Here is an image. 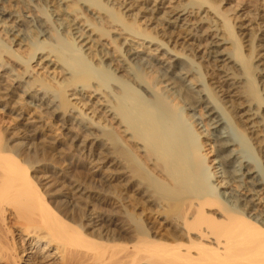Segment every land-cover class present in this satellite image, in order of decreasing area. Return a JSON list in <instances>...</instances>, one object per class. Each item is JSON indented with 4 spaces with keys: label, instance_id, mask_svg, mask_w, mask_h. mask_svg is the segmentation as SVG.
<instances>
[{
    "label": "bare ground",
    "instance_id": "bare-ground-1",
    "mask_svg": "<svg viewBox=\"0 0 264 264\" xmlns=\"http://www.w3.org/2000/svg\"><path fill=\"white\" fill-rule=\"evenodd\" d=\"M39 1L0 0V264H264V172L225 122L264 161V39L221 0Z\"/></svg>",
    "mask_w": 264,
    "mask_h": 264
},
{
    "label": "rangeland",
    "instance_id": "rangeland-1",
    "mask_svg": "<svg viewBox=\"0 0 264 264\" xmlns=\"http://www.w3.org/2000/svg\"><path fill=\"white\" fill-rule=\"evenodd\" d=\"M17 1V0H16ZM19 1V3H20V5H23V12L25 13V19H30V16H31V14H30V12H28V6H30V7H34V5H36V3H40V1L39 0H32V1H28V0H18ZM119 1H121V0H119ZM130 0H126V2H129ZM139 1V0H138ZM141 1V0H140ZM166 2H165V4H164V7L165 8H167L170 4L171 5H173V4H176V3H178V1H180L181 2V0H165ZM168 1H171V2H168ZM175 1V2H174ZM222 2H221V7L223 6V8L225 7V8H228V7H231V8H235V10H233V9H231L232 11H230V13L231 12H233L232 14H234V12H237V15H241V17H239V18H237L236 20V22H237V24L238 23H240V21H244L245 23V26H246V28H245V32H248V33H251V32H254L255 31V38H254V42H256V37L257 36H260V37H262L263 39H264V0H221ZM15 2V1H14ZM29 2V3H28ZM182 2H186V0H182ZM240 2V3H239ZM61 3H62V6L69 12V10H70V8H69V6L67 7V5L65 4V3H63V0L61 1ZM15 6H17V4H14ZM28 5V6H27ZM170 5V6H171ZM237 5H239V6H237ZM258 5V10L257 9H255V8H257L256 6ZM260 5V6H259ZM40 7H35L34 8V10H32L35 14H38V15H40V9H39ZM260 8V9H259ZM206 10H204V11H199L197 14H194V12H192V13H190V14H188V19L190 18V21L192 22V25H195V24H198V22L199 21H201V23H199L201 26H202V29H201V31H200V33L201 32H203V30H204V32L206 31V32H208V33H210V35L211 36H216V35H218V33H219V30L218 31H216L215 30V26H208V25H212V24H214V22H215V20H217L216 19V17H214V19H213V14H212V16H211V13H210V15H208V18L206 17V18H203L202 20H199V18L200 17H204L205 16V11L207 12V8H205ZM256 10L258 11V12H261L260 14L262 15V17L261 18H257V19H255V20H252V22H251V15L250 14H253L254 12H256ZM253 12V13H252ZM129 13V12H128ZM131 13V12H130ZM244 13V14H243ZM249 13V14H248ZM12 14H14V15H17V12L16 11H12ZM85 14L86 13H84L82 16H80V17H77L76 19L74 18V16H73V14L71 15L70 14V17H72V18H74L75 19V22H77V25L78 26H80V27H82L83 28V30L85 31V32H87L88 34H90V35H95V32L96 31H91V27L90 26H88L87 25V23L84 21V17H85ZM200 14V15H199ZM207 14V13H206ZM209 14V13H208ZM199 15V16H198ZM198 18H197V17ZM246 16V17H245ZM40 17L43 19L44 17H45V15L44 14H42V15H40ZM249 18H251V19H249ZM192 19V20H191ZM210 19L213 21V23L212 22H210ZM142 21V19H139V22H141ZM195 21V22H194ZM203 22V23H202ZM206 22V23H205ZM208 23V24H207ZM257 23H259V24H257ZM142 24V23H141ZM252 24V25H251ZM257 24V25H256ZM199 25V26H200ZM259 26V27H258ZM49 27V26H48ZM106 29H108V30H111V31H116L117 30V28H116V26H112V25H110V24H108L107 26H106ZM49 30H50V32L54 35H56V34H58L57 32H56V30H55V27H53V26H51L50 28H49ZM203 32V33H204ZM61 36V35H60ZM180 36V35H179ZM179 36H178V40L179 41H183V35H181L180 37L181 38H179ZM219 36H220V34H219ZM62 37L63 38H65L66 39V37L65 36H63L62 35ZM129 37V36H128ZM186 38V37H185ZM184 38V39H185ZM100 39V41L102 42V43H104V44H106V46H107V49L111 52V54L113 55V58H116L117 57V59H120L121 57H119V55H118V52H115L114 51V48H115V46H114V43L113 42H111V39H110V37H106V36H102V37H100L99 38ZM156 42H159V41H156ZM184 42V41H183ZM258 43H261V42H259V41H257L256 42V44H258ZM263 43V42H262ZM246 44V43H245ZM156 45V46H155ZM145 46H149V47H151L150 49H155V47H157V44H153V43H149V42H145ZM178 46H180V48H181V45H176V47L175 48H179ZM228 47L229 46V44L227 43V44H224L223 45V47ZM169 47H172V45H169ZM204 47L206 48L207 46H206V44H205V46L203 45V44H201L200 45V47H198L197 49L198 50H200V54H201V52H202V50L204 49ZM247 47V46H246ZM245 47V48H246ZM15 48V47H14ZM203 48V49H202ZM258 49V48H257ZM260 50V49H259ZM152 52H154V53H158V58L159 57H161L160 59L161 60H163L164 59V57H166L165 55H169V56H171L169 53H165L164 51H163V49H162V47H157V50H156V52H155V50H153ZM160 52V53H159ZM190 51H186V53H189ZM243 52H245V53H247V48L246 49H243ZM163 54V55H162ZM259 54L260 55H262V57L264 56V49H261L260 50V52H259ZM199 55V54H198ZM258 57V56H257ZM172 58H173V56H172ZM199 58V59H198ZM197 59H195V61L196 62H199L202 58H201V56L200 57H198ZM201 58V59H200ZM203 60V59H202ZM201 60V61H202ZM264 60V59H263ZM200 61V62H201ZM184 64L186 63L185 61H182ZM264 62V61H263ZM35 61H33L32 62V65H34V71H36V70H38V72H41L42 70L40 69V67H39V65H37V63H36V65H35ZM202 64L204 63V61H202L201 62ZM206 64H207V62H206ZM186 65H187V63H186ZM204 65H205V63H204ZM207 66V67H206ZM205 69L207 70V78L209 79V81L210 82H212V83H214L213 85L216 87V90L218 91V89H219V85H223L225 82H220L219 83V81H218V76L216 75V71H213L212 70V67H210V65L208 64V65H205ZM211 69V70H210ZM205 70V71H206ZM200 72V71H199ZM213 72V73H212ZM146 74L148 73V74H150V72H145ZM215 73V74H214ZM209 74L211 75L210 77H209ZM212 76H214V78L212 77ZM215 76H216V78H215ZM205 77V76H204ZM206 78V79H207ZM214 79V80H213ZM212 80V81H211ZM216 80H217V82H216ZM224 89H223V88ZM221 87V90L219 89V92H218V94H219V96L221 95V97L220 98H223L224 96V100H229V101H227V103H226V105L228 106V105H230L231 103H232V105H233V103H235L236 101L237 102H239V100H238V96H236L235 98H229V96H227L226 94H227V92L225 93L224 92V90H225V87H226V85H223ZM223 90V91H222ZM231 100H233V102H231ZM235 101V102H234ZM236 105H237V103H236ZM235 106V105H234ZM230 109V108H229ZM220 110H222V109H220ZM224 113H222V114H224V117H227L229 114L227 113V110H222ZM225 113L226 114H228V115H226L225 116ZM231 120H233L231 117L230 118H225V122H226V124H227V127H228V129L232 132L231 134H233L234 135V138H236V140H237V143L239 144V146L242 148H240L239 146H238V148H240L242 151L244 150V152L246 151L247 153H249V157H251V160L254 162V163H256L258 166H261V169H263V172H264V161H263V159H262V157H261V155H260V153H258V150L256 149V145L255 144H253V142L252 141H249V143H245V141H247V140H245L244 141V139H245V137H244V139H243V136L241 135L242 133H240L241 131L238 129V128H240V127H238L237 125H236V123L235 122H233V121H231ZM11 123H12V119L11 118H9L8 116H6V115H4V112L2 111V108L0 107V125L2 124V125H7V126H10L11 125ZM236 125V126H235ZM197 129H198V131H202V127L200 128V125L199 126H197ZM258 131V130H257ZM256 131V133H258ZM255 135V134H254ZM200 136L203 138V142H204V146H203V150H202V152L206 155V158L208 159V165H209V167L211 168V166L212 165H214L215 163L213 162V157H214V152L212 151V147H211V142H210V139H208L207 138V136L205 135V133L203 132L202 133V135H201V133H200ZM242 136V137H241ZM253 136V135H252ZM263 137V136H262ZM257 138V137H256ZM256 138L254 139V140H256ZM253 140V141H254ZM249 144V145H248ZM261 146L264 148V144L262 145L261 144ZM245 152V153H246ZM263 153H264V151H263ZM260 168V167H259ZM214 170V169H213ZM218 181H219V179H218Z\"/></svg>",
    "mask_w": 264,
    "mask_h": 264
}]
</instances>
